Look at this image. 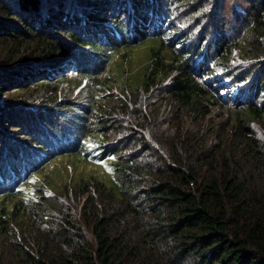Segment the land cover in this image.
<instances>
[{
    "label": "trees",
    "instance_id": "16d2710c",
    "mask_svg": "<svg viewBox=\"0 0 264 264\" xmlns=\"http://www.w3.org/2000/svg\"><path fill=\"white\" fill-rule=\"evenodd\" d=\"M135 1L136 7L140 0ZM177 1L176 7L182 6L181 3L191 7L198 0ZM246 2L247 11L238 33L233 29L230 37L225 33L222 40L219 37L211 46L205 39L198 38L193 44L188 42V29L177 33L174 21L171 23L175 8L162 12V21L156 29L134 26L136 35L129 41V28L117 17L119 11L114 12L115 20L104 37L89 38L71 28L82 18L69 14L62 6L55 10L47 8L42 13L41 7L47 0H0V41L19 44L29 35L32 40L25 46H30L34 52L31 58L42 65L34 73L13 71L14 79L35 76L28 86L2 76L0 98L4 92L30 91V97L36 95L30 103L40 102L42 106L37 109H53L56 114L48 119L42 118V113L36 115L49 133L57 137L58 146L43 134L41 138L39 135L25 139L31 142L30 147L50 158L66 150L80 154L83 140L95 131L109 142H115L105 148L114 159L110 163L113 166L110 186L95 177L70 185L76 200L81 202L80 198L85 196L79 210L86 222H92L90 235L75 223L72 210H58L57 201L43 197L40 189L38 195L27 199L18 195L19 186H16L23 177L12 175L16 181L5 188L9 192L7 198L13 201L12 207L0 210V264H264V141L253 127L264 124V105L258 106L249 97L246 100L243 96L246 91L244 94L239 91L234 98L240 104L231 106L230 115L224 121L212 122L210 118L207 125L198 123L210 113L209 105L217 106L219 102L208 86L197 80L196 74L211 76L229 58L233 48L244 57L257 58L264 54V0ZM140 9L144 14V7ZM95 17L93 13L84 14L92 28L96 27ZM180 24L183 26L186 22ZM39 30L51 32L44 34ZM151 38L156 40L157 47L151 49L142 87L157 88L168 82L162 90L165 97L161 101L167 100L171 105L172 118L168 120L176 135L169 141V156L139 142L145 146L144 153L147 151L142 159L143 155L137 152L123 154L114 136L133 124L143 128L150 118L138 117L121 130V123L110 120L109 113L126 109L125 100H115L110 107L101 104L99 112L93 115L86 108L83 111L73 108L70 95L60 97V87H55V83L60 85L66 76L54 82L53 75L42 74L47 71L53 74L57 72V64L70 61L79 79L94 82L120 48ZM164 38L172 40L167 42ZM8 60L2 72L14 68L13 59ZM207 60L214 63V69L206 66ZM77 82L74 85L80 83ZM251 83L247 89L252 92V99L264 94V86L259 89ZM89 84L91 92L92 84ZM35 89L40 91L33 93ZM60 99L63 105L59 104ZM89 103L93 104L90 98ZM6 105L0 102V135L1 132L8 135L7 126H11L1 110ZM102 117L106 119L104 123H100ZM186 117L197 125L181 133L180 125ZM58 123L69 128L65 137L58 132ZM211 137L214 139L210 142ZM5 145L2 159L12 152H7L12 142L8 140ZM29 151L34 155V151ZM41 164L31 159L23 167L30 173ZM7 171L4 168L2 174ZM64 187L62 190L67 196L68 185ZM45 218L54 221V229L35 227V221L41 219L45 223ZM16 227L22 234L21 239L16 235ZM34 227L40 230L30 236V228Z\"/></svg>",
    "mask_w": 264,
    "mask_h": 264
},
{
    "label": "rangeland",
    "instance_id": "374dc122",
    "mask_svg": "<svg viewBox=\"0 0 264 264\" xmlns=\"http://www.w3.org/2000/svg\"><path fill=\"white\" fill-rule=\"evenodd\" d=\"M145 1L147 2L145 3ZM176 2L178 1L140 0L135 7V0V5L133 4V0H47V3L41 7V12L46 13L47 8L55 10L58 6V8L62 6L65 8V11H69V14L82 18L78 21V25L70 24L75 33L83 35L84 37L93 38L96 35L100 37L105 36L106 31L111 29L112 23L115 20L116 14L114 12L119 11L117 12V17L122 18V22L129 28V31L130 29L133 30L132 32L127 31L128 40L130 41L136 35V31L133 29L134 26L144 25L150 28V30L156 29V26L162 21V12L172 11L171 9L175 8L174 12L176 14L171 19V23L174 21L173 25L176 27L177 33L188 29L190 37L188 42L193 44L199 38L205 39L212 46L214 40L218 41L219 37L222 40L225 33L229 37L233 29L236 34L238 33L237 31L240 26L243 25L242 21L244 20L248 7L246 0H198L191 7L190 5L187 6L186 3H181L182 6L176 7ZM143 7L144 14H141L142 11L140 8ZM148 8L151 10L147 11L146 9ZM85 13H93L96 15L93 18L95 28H92V23L88 18L84 19ZM61 18L63 19L62 16ZM181 22H186V24L180 26ZM67 23L65 22V24ZM57 24L54 23V26H57ZM66 26L63 28L66 29ZM40 32L50 34L51 31ZM25 37L26 39L21 40L19 44L0 41L1 72L7 67V63L9 62L8 58L13 59V64L15 65L13 69L0 73V79L2 76H6L9 79L13 78V71H17L18 69L24 73L31 71L34 73V70L42 69V65L35 62L33 60L34 58H31L34 56V52L30 51V46H25L26 42H30L32 38L29 35H25ZM171 38L170 40H172ZM164 39L167 42L170 41L167 38ZM229 43L231 44V41ZM153 47L156 48L157 43L155 39L151 38L146 39L144 42H139L134 46L120 48L113 54L112 60L106 69L97 76L94 82L92 80L79 79L76 76L75 66L70 61L57 64V72L51 74L47 71L42 76L47 74L53 75L54 79L52 80L54 82H56L55 80L58 77L62 75L64 77L66 76L60 82V85L58 82L55 83V87H60L58 88L60 97H69L68 95H70V105L73 108H78L81 111L86 108L93 115L99 112L98 108H100L101 104L110 107L114 105L115 100H125L127 102L126 109L122 108L124 110L110 111L109 113L111 114L110 120L115 119L117 123H121V130L128 128L129 123L135 122L138 117L150 118V122L142 125L143 128H137L133 124L128 130H123L114 136V138H117L118 145L121 148L120 150L124 152L123 154L137 152L139 155H143L141 158L144 159L147 153V151L144 153V147L149 146L154 150H160L163 155L169 156V141L175 139L176 132L174 126L171 127L168 120L172 118V115H169V111L172 110L171 105L167 100L161 101L165 97L162 90L168 82L164 81L157 88L146 89L142 87V80L146 73ZM164 54L166 55V53ZM213 65L212 61H206V66H209L210 69H214L215 65ZM196 76L200 83L208 86V89L219 102L217 106L209 105L210 113L207 114L204 120L198 122L202 126L207 125L206 122L210 118L212 122L224 121L227 115H230L231 106L240 104L236 103L237 99L234 98V96L238 95L239 91H246L245 94L243 92L246 100L249 97L258 106L264 105V94L260 96L256 95L252 99V92H249L247 89L250 82L254 86H258L259 89H262L264 86V54L257 58H251V56L244 57L238 49L233 48L229 58L223 64H219L211 76L205 77L204 73H197ZM34 79H36L35 76H31V79L13 78L15 82H20L21 85L26 86L31 85ZM77 80L80 83L74 85L73 82L78 83ZM90 82L92 84L91 92L89 91ZM39 91L35 89L32 92L37 93ZM29 93L30 91H23L21 94L15 92L6 94L4 92V95L0 98V102L7 104L1 109L3 115L11 121L9 124L11 126H7L8 129L6 130L8 131V135L2 132L0 135V145H2L0 149V167H2L0 170V210L3 208L10 210L12 207L13 201L10 200L11 197L7 198L9 192H6L5 188H9L13 180L16 181V178L12 179V175H17V178L23 177L21 180H18V185L15 184L17 185L16 187L19 186V189H17L18 195L27 199L30 195H38V190L40 189L43 197L48 199L52 198L57 201L58 210L60 208H65L67 211L72 210L73 215H75V223L77 221L82 231L90 235L92 222H89V220L86 222L80 216L79 210L80 203L85 199V196L80 198L81 202L76 200L71 195L70 185H74L80 179L95 177L105 185L110 186L113 183L111 172L113 166L110 163L112 161L114 162V159L112 160V156L106 153L105 148H108L109 143H113L114 141L111 142L110 140L109 142L107 139L101 137L100 132L95 131L83 140L80 154L76 151L66 150L50 158H46L41 154V151L38 152L36 149L31 148V142L29 143L25 139H30L32 136L39 137V135H41L39 137L41 138L45 135L53 145L58 146L59 141L57 137H53L49 133V129L45 128V125L41 123V118L36 115L37 113H42V118L48 119L51 115L54 116L56 114L53 109L51 111L37 109L42 103H35V101L30 103L32 99L36 98V95L30 97ZM259 93L260 91L257 92V94ZM89 98L93 100V104L89 103ZM61 100L58 102L63 105V101L61 102ZM139 110L140 112L138 113ZM89 119L91 120L92 118ZM105 120L104 118L100 123H104ZM110 120L107 119V121ZM29 122L32 124L29 125ZM58 124L60 125L58 132L65 137L66 131L69 128L66 127V124L65 126L63 123ZM196 125L192 119L186 117L180 125L182 129L181 133L188 128H194ZM38 127L41 129L36 130ZM253 127L257 131L256 135L264 141V124H254ZM68 137L72 139L71 136ZM213 139L211 137L209 141L211 142ZM8 140L13 145L12 148L7 146V152H12L8 153L7 158L2 159L1 155H4V149H6L5 144ZM139 142H144L145 146L138 144ZM29 150L34 151V155ZM21 151L23 154L20 156ZM31 159L39 160L42 164L32 172L26 173L28 168L23 167V164ZM92 159L95 160L92 161ZM28 165L32 167L30 163ZM4 168L8 169V171L3 175L2 170ZM9 168L14 169L9 170ZM5 181L6 184L4 185ZM65 185H68L67 196L66 191L64 192L62 190ZM44 221L45 223L41 219L35 221V227L42 225L43 229L47 231L53 228L54 221L50 218H45ZM34 228H30V236H33L37 232L35 230H40V228ZM15 231L17 237L21 239L22 234L18 231L17 227Z\"/></svg>",
    "mask_w": 264,
    "mask_h": 264
}]
</instances>
